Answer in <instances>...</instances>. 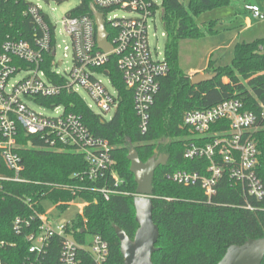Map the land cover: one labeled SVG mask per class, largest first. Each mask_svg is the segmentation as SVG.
I'll return each mask as SVG.
<instances>
[{
	"label": "trees",
	"instance_id": "16d2710c",
	"mask_svg": "<svg viewBox=\"0 0 264 264\" xmlns=\"http://www.w3.org/2000/svg\"><path fill=\"white\" fill-rule=\"evenodd\" d=\"M229 1L187 0V6H184L182 0H161L166 37L164 54L169 71L160 79L146 132L138 128L131 91L124 86L113 58L105 67L117 89L119 103L110 119L95 114L78 94L63 93L43 100L61 103L68 111L79 114L94 136L109 142L113 159L111 169L122 180L118 189L127 194H112L109 199H104L101 193L92 189L113 187L109 171L95 180L80 177L79 174L88 167L80 153L51 149L37 136L27 134L19 127L17 141L24 145L19 150L24 165L21 176L26 182H1L0 264L38 263L28 252L25 233L29 229L21 233L14 229L16 217L28 219L34 211L42 212V203L46 201L63 210L75 199L85 205L82 212L67 223L66 232L81 245L87 244V234L100 235L108 243L104 264H123L114 226L124 230L131 239L138 228L132 195L136 184L126 158L131 147L143 162L153 156L155 150L168 157L165 165L155 169L152 181V219L159 231L157 249L152 254L153 264H217L229 246L264 237V196L261 199L246 196L240 185L231 184L224 176L217 184L216 194L208 201L200 184L180 185L167 177L177 169L196 170L200 164L183 158L189 139V132L182 124L186 111L207 108L213 102L231 98L242 100L248 110H256L257 100L264 98V39L235 43L228 65L215 67L209 60L204 72H215L216 75L198 85H192L189 75L179 66V42L182 39H197L218 32L215 28L219 23L217 19L198 24V15ZM29 3L27 0H0V51L7 36L27 40L32 37L33 23L24 15ZM91 4L92 0H79L70 14L92 17ZM99 11L104 17L105 11ZM105 29L110 38L107 23ZM254 139L259 151L256 173L264 187V127L254 133ZM76 186L78 190L74 189ZM246 204L253 210L246 208ZM30 224L34 227L39 220ZM61 242V238L52 237L46 255L38 264H60ZM77 258V264H95L86 248L78 250ZM260 264H264V257Z\"/></svg>",
	"mask_w": 264,
	"mask_h": 264
},
{
	"label": "built area",
	"instance_id": "2783aa9c",
	"mask_svg": "<svg viewBox=\"0 0 264 264\" xmlns=\"http://www.w3.org/2000/svg\"><path fill=\"white\" fill-rule=\"evenodd\" d=\"M92 4L98 10H104L105 15L119 8L134 15L102 16L104 25L107 23L111 32L110 38L107 32V40L111 46L109 51H103L97 46L93 17L70 13L64 16L61 20V32L70 43L64 50L70 51L72 57V68L68 72L55 69L54 57L59 48L56 42V24L47 19L37 4L30 2L24 12L33 23L30 40L7 36L2 42L0 187L3 181L26 182L21 176L24 165L19 153L24 145L17 141L20 127L25 133L37 136L44 146L80 153L88 165L84 172L78 173L80 177L95 180L109 171L113 187L92 189L101 193L104 199H109L112 194H127L118 189L122 180L111 169L113 159L109 142L94 136L79 114L68 111L61 103H46L43 100L56 98L63 93L78 94V87H82L100 109L99 113H94L106 119V114L112 112L111 118L119 100L117 89L113 86L105 65L113 58L124 86L131 91L138 128L141 132H146L150 108L159 91L160 79L169 71L164 52L163 56L158 52L153 53L149 44L150 22L158 12L162 15V2L160 7L156 0H92ZM244 9L253 17L264 19V13L258 5L245 4ZM162 36L165 37V32ZM21 71H24L25 76L9 83ZM101 77H105L111 90ZM26 101L48 107L54 114L48 116L35 111ZM87 106L92 110L90 105ZM182 124L189 132L183 158L200 164L196 170L172 171L167 174L171 181L185 186L200 184L208 201L216 194L217 184L224 176L228 177L231 184L240 185L244 195L256 199L264 196L263 184L256 173L259 151L254 139V133L264 127V98L257 100L256 110L246 109L244 102L238 98L213 102L207 108L186 111ZM78 174L75 176H79ZM74 189L78 190L79 187ZM132 195L135 197L138 194L135 192ZM81 202L80 213L85 205V202ZM42 205V212L34 211L30 219L16 217L13 222L16 233L29 229L25 236L29 242L28 252L35 256V262L39 263L46 255L50 239L54 236L62 240L60 264H77V253L81 248L90 252L95 264L106 262L108 243L103 237L93 235L87 244H78L66 232L68 222L53 225L51 209L56 206L47 201ZM246 208L253 210L250 204H246ZM35 219L39 220V224L32 227L30 222Z\"/></svg>",
	"mask_w": 264,
	"mask_h": 264
},
{
	"label": "rangeland",
	"instance_id": "374dc122",
	"mask_svg": "<svg viewBox=\"0 0 264 264\" xmlns=\"http://www.w3.org/2000/svg\"><path fill=\"white\" fill-rule=\"evenodd\" d=\"M31 3L40 6L42 12L46 15L47 19L56 24V42L59 44L56 56L54 57L55 69L60 72H68L72 68V57L70 51H65L64 47L69 46V39L61 32V20L64 16L72 11L78 4L79 0H27ZM161 6V0H156ZM244 1L255 2L261 11L264 13V0H230L228 4L215 7L201 12L196 22L201 24L216 20L215 28L218 32L214 35H207L201 38L192 39L186 38L179 42V66L184 73L192 76L196 72L192 70H201L207 67L208 61L211 60L212 64L216 66L228 65L231 62L233 46L237 42H250L256 39H264V19L253 17L249 12L241 11ZM184 6H187V0H182ZM116 15L118 17H131L134 14L124 9H115L112 13L105 15V18ZM151 28L149 29V44L153 53L158 52L163 56L166 37L162 36L164 28L162 25L161 13L158 12L150 22ZM67 55L64 56L63 54ZM197 73H205L197 71ZM211 73V72H209ZM25 76L24 71L13 76L9 83H13ZM104 83L111 90L105 77H101ZM226 81V77H223ZM78 94L87 105H90L92 111L99 113L100 109L93 101L88 92L78 87ZM28 102V101H26ZM30 106L38 112L45 115H53L48 107H40L34 103H29ZM112 112L106 114L105 118L108 119ZM81 200L75 199L69 205L60 210L59 208L51 209V216L53 225L70 222L76 217L81 210ZM49 207V206H48ZM52 206H50L51 208ZM92 239L91 235H86L87 243Z\"/></svg>",
	"mask_w": 264,
	"mask_h": 264
},
{
	"label": "water",
	"instance_id": "95a60500",
	"mask_svg": "<svg viewBox=\"0 0 264 264\" xmlns=\"http://www.w3.org/2000/svg\"><path fill=\"white\" fill-rule=\"evenodd\" d=\"M90 12L95 22L97 46L103 51H109L111 46L107 40L102 15L93 4L90 5ZM215 75V72H196L190 76V82L192 85H198L211 80ZM126 158L136 184L135 192L138 194L133 197L134 220L138 228L132 239L118 226H114V234L119 242L123 264H153L152 254L157 249L155 244L159 231L152 219V181L155 169L165 165L168 157L155 150L154 155L143 162L139 159L136 150L131 147ZM263 257L264 237L253 238L240 245L229 246L217 264H260Z\"/></svg>",
	"mask_w": 264,
	"mask_h": 264
},
{
	"label": "crops",
	"instance_id": "0c3cea01",
	"mask_svg": "<svg viewBox=\"0 0 264 264\" xmlns=\"http://www.w3.org/2000/svg\"><path fill=\"white\" fill-rule=\"evenodd\" d=\"M245 4H256L255 2H251V1H244L243 2V5H242V7H241V11H244V12H246V13H248V11H246L245 9H244V5ZM257 5V4H256ZM202 70V69H201ZM201 70H192V72H197V71H200V72H204V71H201ZM205 70V69H204Z\"/></svg>",
	"mask_w": 264,
	"mask_h": 264
}]
</instances>
